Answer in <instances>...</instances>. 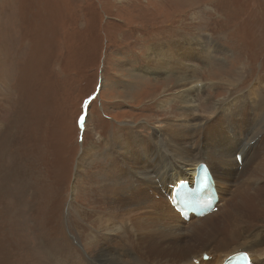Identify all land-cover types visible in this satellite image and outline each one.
I'll use <instances>...</instances> for the list:
<instances>
[{"label": "rangeland", "instance_id": "374dc122", "mask_svg": "<svg viewBox=\"0 0 264 264\" xmlns=\"http://www.w3.org/2000/svg\"><path fill=\"white\" fill-rule=\"evenodd\" d=\"M159 40H170L158 44L173 47L178 42L171 59L181 58L185 41L195 55L213 57L197 65L195 77L215 99L229 96L225 87L232 86L239 96L254 86L264 100V0H0V264H88L106 246L92 242V229L107 209L99 189L111 161L105 149L132 124L150 135L152 127L180 110L179 99L165 110L157 103L173 93L170 64L163 75L136 69L145 65L149 47H160ZM126 56L134 58L130 70L123 65ZM226 73L231 77L222 76ZM218 77L233 79V85L206 86ZM125 87L134 89L122 99ZM205 93H199L196 108L207 119L211 99ZM218 111L207 125L222 141L207 139L202 148L208 155L220 148L229 153L225 132L232 137L244 127L230 126ZM219 118L225 130L217 129ZM234 118L239 125L240 118ZM241 133L248 134L247 128L239 132L238 144L246 143ZM253 142L256 150L262 146L258 139ZM90 146L93 156L83 177L75 179L78 155ZM132 154L150 167L146 154ZM157 169L169 171L170 177L191 175L175 159L151 171ZM229 169L232 177L239 172L236 163ZM156 204L179 218L166 201L156 199Z\"/></svg>", "mask_w": 264, "mask_h": 264}, {"label": "bare ground", "instance_id": "6f19581e", "mask_svg": "<svg viewBox=\"0 0 264 264\" xmlns=\"http://www.w3.org/2000/svg\"><path fill=\"white\" fill-rule=\"evenodd\" d=\"M197 41L207 46L203 40ZM197 41L191 42L199 44ZM177 43L174 46L176 45L178 50ZM186 44L185 41L182 45L183 51L178 52L181 57L178 59H171L170 56L165 59L153 58L151 47L143 55L145 65L155 63L161 66H157V69L141 67L145 72L163 75L164 68L169 64L175 70L171 98L163 95L157 103L159 109L165 110V106L174 99H179L180 110L170 119L164 118L161 125L152 127L150 135L142 134L139 124H132V127L113 139L111 146L105 149V153L111 156V161L103 177H100L99 189L106 198L107 209L98 216L97 228L92 229V242H105L106 246L97 249L98 256L91 263L87 262L88 264H195V261L198 264H225L229 257L241 251L249 255L250 264H264V259L260 256L264 254V100L260 99L254 86L242 91L243 94L239 96L232 86L225 87L229 96L222 100L215 99L210 92L205 93V84L203 83V86L202 80L196 79L195 73L198 66L201 68L213 57L207 59L208 56L204 57L203 54L195 55L194 48H189ZM223 49L221 47L218 50ZM115 65L124 72L121 68L124 63L121 65L118 61ZM129 72H126L127 76H130ZM235 73L236 77L239 76ZM229 74L231 75V72ZM229 74L222 76L231 77ZM229 77L210 78L214 82L208 81L206 86H213L212 89H215L221 84L233 85V79ZM198 82L201 83V89L198 88ZM168 84H164L165 91L169 89L166 88ZM131 90L125 87L122 90V99L130 98ZM198 91L205 93L207 101L211 99L209 106H206V111L210 114L207 119L202 118L196 108ZM218 110L222 113L221 119L229 120L230 126L244 127H240L232 137L229 130L225 132L228 137L226 144L232 145V151L228 153L220 148L218 151L212 150L213 155H208L202 148L203 143H206L207 139L213 143L222 141L216 138L211 127L207 125L218 118V115H215ZM235 116L240 118L239 125L232 120ZM217 124V129L221 127V130H225L226 125H220V118ZM213 126L215 127V124ZM244 128H247L248 134L241 133L242 140H246V143L241 145L242 142L238 144L236 139ZM254 130H257L256 135L252 137L251 132ZM254 139H258V144L262 143L257 150ZM251 145H254L252 149ZM93 149L92 146L83 148L78 155L75 179L78 176L83 177L80 174L83 173L84 166L89 164ZM247 149L251 150L250 156L243 165ZM132 153H139L140 156L142 153L146 154L151 163L150 167L141 163ZM237 154L241 157L238 160ZM174 159L179 161L184 169L191 171L189 177H170L169 171L163 172L162 175L159 169L158 173L151 171L155 167H166V162ZM200 163L207 166L214 181L224 188H219L220 200L216 208L202 217L192 216L188 222L181 221L173 211L158 208L156 199L166 201L174 210L170 206L172 187L180 180L191 179L194 166ZM235 163L239 172L232 177L229 168H234ZM74 188L73 184L72 189ZM220 211L222 213L218 216ZM209 219L211 221L208 223L198 224ZM150 222L155 225H150ZM165 229L167 231L164 232ZM115 248L119 253L114 251Z\"/></svg>", "mask_w": 264, "mask_h": 264}, {"label": "crops", "instance_id": "0c3cea01", "mask_svg": "<svg viewBox=\"0 0 264 264\" xmlns=\"http://www.w3.org/2000/svg\"><path fill=\"white\" fill-rule=\"evenodd\" d=\"M167 41H170V40H159V41H157V44L159 43V42H167ZM174 41H176V40H173V42ZM153 43H155V42H153ZM149 44H152V43H149ZM149 44H146L145 46H144V48H143V53H145L144 51L146 50V47H147V45H149ZM157 46V45H156ZM156 46H155V48L151 51V54H152V57L153 58H156V59H162V58H164V57H166V56H170V53L172 52V53H175L176 52V48L175 47H173L172 46V44L171 45H165V46H163V47H159V48H156ZM165 47V48H164ZM157 51V52H156ZM143 53L142 54H140V59L141 60H144L143 59V57H142V55H143ZM157 54V55H156ZM132 60H134V58H128L127 56L126 57H124L123 58V62H128V63H124V65H125V67L127 68V69H132L133 68V66L134 65H131V61ZM157 66H159L160 68H161V66L160 65H158V64H155V63H152L151 65H142V66H140V67H138V69H140L141 67L143 68H148V69H157Z\"/></svg>", "mask_w": 264, "mask_h": 264}, {"label": "trees", "instance_id": "16d2710c", "mask_svg": "<svg viewBox=\"0 0 264 264\" xmlns=\"http://www.w3.org/2000/svg\"><path fill=\"white\" fill-rule=\"evenodd\" d=\"M49 171V170H48ZM49 173L51 174V171H49Z\"/></svg>", "mask_w": 264, "mask_h": 264}]
</instances>
